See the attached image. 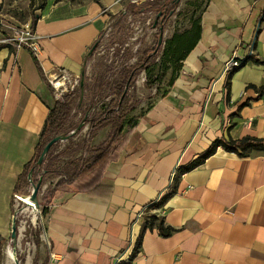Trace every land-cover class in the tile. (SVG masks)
Masks as SVG:
<instances>
[{
  "label": "crops",
  "instance_id": "crops-1",
  "mask_svg": "<svg viewBox=\"0 0 264 264\" xmlns=\"http://www.w3.org/2000/svg\"><path fill=\"white\" fill-rule=\"evenodd\" d=\"M121 7L50 0L31 21L38 55L0 42V242L11 237L16 183L56 103L48 75L57 67L82 75L109 11ZM202 7L199 39L165 93L136 109L135 127L105 169L111 187L56 192L29 264H113L131 238L122 264H264V150L221 144L264 140V0ZM9 35L0 27V39ZM235 51L244 64L223 73Z\"/></svg>",
  "mask_w": 264,
  "mask_h": 264
},
{
  "label": "rangeland",
  "instance_id": "rangeland-1",
  "mask_svg": "<svg viewBox=\"0 0 264 264\" xmlns=\"http://www.w3.org/2000/svg\"><path fill=\"white\" fill-rule=\"evenodd\" d=\"M50 0H0V15L6 25H14L20 27L32 21L36 16H39L48 5ZM65 1L72 4L73 7L87 8L94 3H100L105 0H56ZM143 2L135 3L130 0H121L124 7L118 10L109 11V23L105 28L102 36L98 39V44L95 50L87 55L86 63L83 68L82 78L84 79V89H79L73 95L72 101V117L70 126L80 122V117L92 103L95 107L92 108L90 114H99L109 104L113 95H108V89H101L99 86L100 80L104 76L111 78L117 75L119 68L122 65H132L141 59L143 53L147 50H152L158 39V29L153 28V23L156 18V12L150 11L145 13L134 14L131 12V7H140ZM195 3V5H193ZM205 0H181L179 6L168 19L164 27L165 43L160 48V53L156 63L154 74L149 76L146 71H143L137 78L136 84L130 91V95L139 101L137 108L143 103H149L156 97L165 93L167 86L171 83L174 75V65L167 70L162 81L158 78L161 76V58L166 42L173 35L184 31L193 19H198L204 10L203 4ZM127 6V7H126ZM0 27H5L0 25ZM8 29V28H7ZM9 31V29H8ZM127 50H129L127 55ZM123 51H126L123 53ZM136 108V109H137ZM137 111V110H135ZM133 111L130 117H135ZM82 123V122H81ZM80 123V124H81ZM89 128L87 124L82 130L74 129L76 132L67 140L60 141L56 144V148H73L78 143H81ZM73 130V131H74ZM71 131V132H73ZM109 133V127L102 129L93 141V145H98L104 141ZM81 155V151L75 152L72 155L63 156L57 164L59 169H66L70 162ZM60 176L48 175L49 182L44 183L48 189L41 197L47 194V191L52 189ZM51 182V183H50ZM23 205L18 207L19 217L16 222L19 227V238L17 239V257L21 264H29V259L36 253L35 246L42 242L43 224L41 221L28 210H24ZM15 213V204L13 202ZM13 219L14 215H13ZM26 223L25 230L23 225ZM13 240L9 237L8 240L0 242V264H14L12 256L8 254V249L12 250Z\"/></svg>",
  "mask_w": 264,
  "mask_h": 264
},
{
  "label": "trees",
  "instance_id": "trees-1",
  "mask_svg": "<svg viewBox=\"0 0 264 264\" xmlns=\"http://www.w3.org/2000/svg\"><path fill=\"white\" fill-rule=\"evenodd\" d=\"M179 4L180 2L176 3L173 2V0H153L143 3L140 7H131V12L138 14L154 11L157 15L160 11H163L165 7H172V11H175ZM193 5H195V3ZM168 16L165 22L168 20ZM37 19L38 16L32 19L33 24L36 23ZM200 22L201 17L193 19L190 22V28L176 33L166 42L160 62L162 74L158 78L159 81L164 79L171 64L175 66V72L179 68L181 60L184 59L187 52L200 37ZM0 47H2L1 44ZM128 51L129 50H127V55L129 53ZM125 52L126 51H123V53ZM151 52L152 50H146L141 59L130 66L125 64L122 65L115 77L111 78L110 76H104L100 80V88L108 89V95H113V98L99 114H90L92 108L95 107V104L92 103L88 110L82 113L80 122L70 126L73 95L80 86L81 89H84V79H81L79 87L75 91L65 94L61 99H56L55 106L51 109L46 119L42 134L36 145L35 154L25 165L23 172L19 175L15 186V193L23 195L28 192L29 189L27 188L31 186L29 181V173L31 170H33V179L35 181H38L39 177L43 175V184L49 182L47 179L48 175L54 174L60 176L54 187L48 190L47 194L40 201L45 216L46 205L58 191L88 192L96 194L111 187V185L107 184L104 180V172L108 164L118 158L120 150L123 148L129 134L136 125L137 118L130 117L129 119V116L136 110L139 101L135 100L130 95V91L136 84L138 76L143 71H146L147 74L151 76L158 67V63H156L158 54L152 55ZM251 57H253V54ZM254 61L261 62L259 59H254ZM127 84L129 87L128 91L125 93ZM81 122L84 123L82 127L78 129ZM87 124H89V128L81 143H78L73 148H62L61 150L56 148L57 143H55L46 155L43 163L40 165L38 164L39 157L44 147L52 138L58 135H70V137H72L73 133L71 131L75 128L78 129V131L82 130ZM107 127H109L107 138L98 145H93V141L97 134ZM221 144H223L227 150H237L239 148L243 151L253 148L264 150V140L258 138L231 140ZM215 149L216 144L212 145L201 158L205 159L212 154ZM78 151H81V155L72 160L66 169H59L57 167L58 161L63 156L72 155ZM169 233L170 231H162L163 235H168Z\"/></svg>",
  "mask_w": 264,
  "mask_h": 264
},
{
  "label": "built area",
  "instance_id": "built-area-1",
  "mask_svg": "<svg viewBox=\"0 0 264 264\" xmlns=\"http://www.w3.org/2000/svg\"><path fill=\"white\" fill-rule=\"evenodd\" d=\"M131 2L139 3L146 0H130ZM0 25L7 26L10 31V35L3 39H0V42H14L18 47H27L33 51L35 55H38L41 51V46L39 44V36L33 31L32 23H26L21 25L20 27L14 25H6L3 19H0ZM255 48V40L253 41L251 48H250V55L254 53ZM245 60L239 55L237 51L234 52L233 57L227 61L223 68V73L232 72L235 69L241 67L244 64ZM81 75L74 74L70 72L68 69L64 67H57L55 68L52 73L48 75V82L53 88L54 95L57 99H61L65 94L75 91L80 84ZM175 168L172 172V179L176 175ZM171 179V180H172ZM32 188V187H31ZM31 188L28 190L30 193L32 190ZM48 189L47 185H43L39 191V200L41 201V197L44 195L46 190ZM13 202L15 204V213L14 218L17 219L19 217L18 207L23 205L24 210H28L43 224V233H45V216L43 214L42 205L41 203L37 206L34 203H31L25 199H23L21 194L14 193L13 195ZM149 207L143 209L138 215L136 222L139 221L143 215L145 214L146 210ZM27 221L23 225V230H25ZM18 226V225H17ZM18 238H19V227H18ZM134 245V239L131 238L130 242L126 249L116 255L113 260V264H122L126 260V256L130 253V248ZM52 258L54 254L51 255Z\"/></svg>",
  "mask_w": 264,
  "mask_h": 264
},
{
  "label": "water",
  "instance_id": "water-1",
  "mask_svg": "<svg viewBox=\"0 0 264 264\" xmlns=\"http://www.w3.org/2000/svg\"><path fill=\"white\" fill-rule=\"evenodd\" d=\"M181 0H173V2L179 3ZM174 11L171 12V14H173ZM161 14V12L159 13V15ZM163 38H164V29L161 28V34H160V38H159V44H161L163 42ZM98 42H96L90 49V52H92L93 50L96 49ZM128 87L129 85L127 84L126 89H125V93L128 91ZM84 122H82L80 124V126L78 127V129H80L82 127ZM75 131H73L72 133H74ZM70 138V135H58L54 138H52L44 147L39 160H38V164H42L46 155L48 154V152L50 151L51 147L55 144L58 143L60 141H64ZM29 181L31 183L32 186V191L28 194H23L22 197L23 199L36 204L37 206H39L40 204V200H39V191L43 186V175H41L38 179V181H35L33 179V170L30 171L29 173ZM11 239L13 240V261L14 264H21V261L19 260V258L17 257V239H18V226H17V222L16 219H13L12 222V230H11Z\"/></svg>",
  "mask_w": 264,
  "mask_h": 264
},
{
  "label": "flooded vegetation",
  "instance_id": "flooded-vegetation-1",
  "mask_svg": "<svg viewBox=\"0 0 264 264\" xmlns=\"http://www.w3.org/2000/svg\"><path fill=\"white\" fill-rule=\"evenodd\" d=\"M161 12V14L159 15V13ZM155 18V21L153 23V28L158 29L157 33H158V39L156 42L155 47L152 49V55L153 54H159L160 53V48L162 47V45L165 43L164 38H163V42L161 44H159V38H160V34H161V28L164 29L166 23L168 22V20L165 22L166 17L168 16V19L170 18V16L172 15V7H165L163 9V11H160ZM151 56V55H150ZM146 62V61H145Z\"/></svg>",
  "mask_w": 264,
  "mask_h": 264
},
{
  "label": "bare ground",
  "instance_id": "bare-ground-1",
  "mask_svg": "<svg viewBox=\"0 0 264 264\" xmlns=\"http://www.w3.org/2000/svg\"><path fill=\"white\" fill-rule=\"evenodd\" d=\"M8 254L10 255V256H12V260H13V255H14V253H13V247H12V250L11 249H8ZM14 262V261H13Z\"/></svg>",
  "mask_w": 264,
  "mask_h": 264
}]
</instances>
